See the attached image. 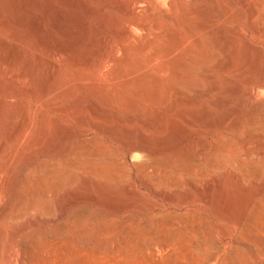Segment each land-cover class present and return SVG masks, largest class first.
I'll return each instance as SVG.
<instances>
[{"label": "rangeland", "instance_id": "1", "mask_svg": "<svg viewBox=\"0 0 264 264\" xmlns=\"http://www.w3.org/2000/svg\"><path fill=\"white\" fill-rule=\"evenodd\" d=\"M262 1L251 0L259 7L252 17L241 0H143L134 12L125 9L134 0H0V264H231V258L237 264H264V227L255 226L254 237L241 233L242 217L264 184V133L248 127L246 118L255 101L264 103V90L257 86L264 81ZM87 5L100 8V22ZM134 20L147 28H137ZM58 23L68 29L66 37L53 31ZM87 33L101 38L102 54L115 50L120 55L112 61L116 66L109 61L99 69V43H87L88 57L78 51L75 73L73 57L54 51L59 41L58 46L74 50ZM188 34L196 41L187 40ZM174 39L186 41L185 62L195 68L191 93L208 91L211 74L217 76L218 90L185 101L176 56L167 57ZM144 40L150 46L141 63V57L133 63L138 55L126 62L119 47L135 48ZM225 46L233 55L232 68L225 66ZM148 53L159 58L146 67L140 84L136 80L129 87L126 74ZM120 57L124 61L118 64ZM52 62L69 68L68 89L42 99L56 73ZM236 84L234 104L255 92V101L242 106L239 133L227 124L218 126L233 106L220 108L215 102ZM136 97L141 104L132 107ZM34 98L29 129L17 140ZM97 107L109 116L96 115ZM149 123L161 132L146 129ZM215 135L234 144L238 159L249 167H262L260 178L243 180L233 165L203 174L199 167L194 174L175 171L194 156L202 163L203 148ZM141 144L150 150L146 157L130 152V145ZM98 154L102 162L93 170L69 165L85 156L90 165ZM173 175H178L175 181H163ZM7 209L13 215L8 222ZM210 238L220 245L207 249L211 261L194 248L207 246Z\"/></svg>", "mask_w": 264, "mask_h": 264}, {"label": "bare ground", "instance_id": "2", "mask_svg": "<svg viewBox=\"0 0 264 264\" xmlns=\"http://www.w3.org/2000/svg\"><path fill=\"white\" fill-rule=\"evenodd\" d=\"M141 1H143V0H134V3L131 5V6H126L125 7V9L127 10V11H130V12H134L135 11V4L136 3H138V2H141ZM262 2H264V1H262ZM241 3L243 4V5H245V6H248L249 7V9H250V13H251V15H252V17H253V15L255 14V13H257V11H256V9H258V8H256V6L254 5V4H252L251 3V0H241ZM263 4V3H262ZM87 7H88V9H89V11L91 12V13H93L94 14V16H95V18H96V20H97V23L98 22H100L102 19H103V15L100 13V8L98 9V8H94L93 6H91V5H87ZM261 9V8H260ZM264 13V12H263ZM264 15V14H263ZM97 23H96V27H97ZM133 25L134 26H136L137 28H142V29H146L147 28V26L146 25H144L143 23H141V22H139V21H137V20H134V22H133ZM56 31L57 33H59L58 34V36H61V38L62 37H66V36H63L64 34H65V32L68 30H66V28H65V26L62 24V23H58V24H56V25H54V28H53V31ZM56 34V33H55ZM85 34V33H84ZM88 34V35H87ZM86 35V37H85V35H84V37L82 38V39H80V40H78L76 43V46H74V50H73V48H72V50L70 51V50H67L66 48H71V47H67L66 46V48L64 47V46H62L61 44L58 46V43H60V41L58 42V43H56L57 44V46H55V47H53L54 48V51L55 52H57V53H59V54H70L72 57H73V59L75 60L73 63H75V65H74V73H75V71L77 70V63H76V61H77V54H78V51H82V53L84 52V54L86 55V57H88L89 56V52H88V50L90 51V49H88V45H87V43L88 42H91V43H94V44H100L99 46L98 45H96V57H97V59H98V62H99V69L100 70H102L103 68H104V64L107 62H109V61H115L116 59H118V57L120 56H118V57H116V55H117V53L115 52V50H112L110 53H108V54H102V51H101V46L104 44V43H102L100 40H101V38L100 37H98V35H91V34H89V33H87ZM173 35V34H172ZM194 35H192V34H188V37H187V40H191V39H194V41H196V39H195V37H193ZM79 37V36H78ZM49 38V37H48ZM174 38V36H171V39H173ZM41 39H42V41L44 42V43H47V44H49V41H48V39H47V37H46V35H44V34H42L41 35ZM59 39V38H58ZM50 40V39H49ZM60 40V39H59ZM74 40H77V39H74ZM51 41V40H50ZM174 41H175V44H172V45H174L173 46V48H172V46H171V50L169 51V52H167L168 53V55H167V57L169 56V55H173V54H175V56H176V60H177V65L179 66V69H177V70H179V73L182 75V77H183V79H184V84H183V89L184 90H186V92L185 93H187V96H185V101L187 102V103H191V102H193V101H195V100H199L200 99V97H201V95H208V94H210L211 92H215L216 90H218V88H219V86H218V83H217V81H216V79H217V76H215V75H213V74H211L210 75V77L211 78H213V80H212V83H211V85H210V87H209V89H208V91H205V92H200V94H192L193 92H192V83L189 81L190 79H191V73H192V69H195V68H193L192 66H187V64H186V62H185V55H184V52H183V50H184V48H185V43H186V41L185 40H181V39H179V40H177V39H174ZM173 41V42H174ZM101 42V43H100ZM141 42H143L142 44H140V45H137L138 47H135V48H133V47H131V46H128V45H125V46H122V47H119L120 49H121V51L123 52V56H124V60L126 61V62H133L132 60V57L133 56H135V55H138V58H136V62L134 61L133 63H135V64H137V60H139V58H140V63H141V59H144V58H142L144 55L146 56V54H147V51H148V49H149V41H146L145 42V40L144 41H141ZM172 42V41H171ZM61 43H63V42H61ZM75 44V43H74ZM89 45H91L90 43H89ZM105 45V44H104ZM130 45V44H129ZM171 45V44H170ZM169 45V46H170ZM53 46H54V44H53ZM169 46H168V49H170L169 48ZM89 47H91V46H89ZM52 48V49H53ZM119 49V50H120ZM222 51H223V55H226V57H228V61L226 62V68H232L233 67V55H231V53H229L230 51H229V49H228V47L227 46H225V47H222ZM165 51V50H164ZM166 52V51H165ZM81 53V54H82ZM163 53V52H162ZM167 53H165V54H167ZM83 54V55H84ZM164 54V53H163ZM122 55V54H121ZM157 55H159V54H157V53H152V54H149L148 53V56H147V58L145 57V60H143L144 61V63L143 64H140V63H138V65H135V66H133L132 64V66L133 67H131V69H130V71H129V73H127L126 75V77L128 78V84H130V86L129 87H133L134 86V84H135V82H137L136 80H138V83L140 84V82L142 81L141 80V74L147 69L146 67L148 66V65H151V64H153L154 63V61L157 59V58H159V57H157ZM185 56V57H184ZM135 57H137V56H135ZM167 57H165V58H167ZM170 57V56H169ZM208 57V56H207ZM164 58V57H163ZM204 58V57H203ZM206 58V57H205ZM212 58V57H211ZM120 60H119V62L120 61H124V60H121V59H123V57L121 58H119ZM204 60V59H203ZM209 60H210V58H209ZM212 60V59H211ZM168 61V60H167ZM199 61V60H198ZM205 61H208V60H205ZM205 61H203V65H204V62ZM213 61V60H212ZM218 61V60H217ZM216 61V62H217ZM211 62V61H210ZM214 62H215V60H214ZM113 63V62H112ZM201 63V62H200ZM219 63V62H218ZM114 65H115V63H113ZM117 64V63H116ZM118 64H121V62L120 63H118ZM197 64V63H196ZM202 64V63H201ZM205 64H206V62H205ZM220 64H221V62H220ZM223 64V63H222ZM221 64V65H222ZM52 65L56 68V73L52 76V77H50L51 79H50V82H49V84H48V86H46L44 89H43V91H42V94H41V98L42 99H47V98H49V97H56L57 95H58V93L59 92H61V90H63L64 88L65 89H68V84H67V82L65 81V77H66V75H67V71H68V69L69 68H66V67H64V66H62V65H58L57 63L55 64V63H53L52 62ZM111 64H109V66H110ZM195 65V63L193 64V66ZM207 65V64H206ZM223 65V66H224ZM39 66V65H38ZM107 67H108V65H106ZM106 66H105V68H106ZM116 66V65H115ZM121 66H123V65H121ZM196 66V65H195ZM32 66H31V64L29 65V68H31ZM37 66H35V68H36ZM39 67H41V66H39ZM118 67V66H117ZM116 67V68H117ZM128 67V66H127ZM149 67V66H148ZM35 68L33 69L32 68V70H33V72H34V70H35ZM71 68V67H70ZM176 68V67H175ZM174 68V69H175ZM222 68V67H221ZM225 68V67H224ZM235 69H236V67H234ZM37 69V68H36ZM128 69V68H127ZM27 70V69H26ZM72 70V69H71ZM104 70V69H103ZM118 70V69H117ZM126 70V69H125ZM204 70V69H203ZM206 70V69H205ZM36 71V70H35ZM38 71V70H37ZM70 71V70H69ZM68 71V72H69ZM72 71V72H73ZM118 71H120V70H118ZM117 71V72H118ZM38 72H40V69H39V71ZM128 72V71H127ZM173 72H174V70H173ZM177 72V71H176ZM77 73V72H76ZM70 74V73H69ZM78 74V73H77ZM122 74V73H121ZM176 74V73H175ZM178 74V73H177ZM71 75V74H70ZM74 76V75H73ZM121 76V75H120ZM124 76V75H123ZM123 76H121V77H123ZM121 77H120V79H121ZM76 78V77H75ZM116 79H118V78H116ZM119 79V80H120ZM182 79V78H181ZM122 80V79H121ZM77 82H79V83H81V79L80 78H78L77 77V80H76ZM118 81V80H117ZM126 81V82H127ZM120 82V81H119ZM119 82H117L118 84H119ZM124 82V81H123ZM125 82V83H126ZM124 83V84H125ZM123 84V85H124ZM128 84H125L126 86L128 85ZM139 84H137V85H139ZM109 85H111V84H109ZM108 85V86H109ZM104 86H106V85H104ZM119 86V85H118ZM257 86L258 87H260V88H263V90H264V81H259L258 83H257ZM121 87H123L122 85H121ZM137 87V86H136ZM124 88H126V89H128L127 87H124ZM124 88H122V89H124ZM254 88V87H253ZM110 89V88H109ZM118 90H120L119 88H117ZM252 89V88H251ZM250 89V90H251ZM228 90H229V92H230V94H228V96H219L218 98H216L215 99V102H216V105L218 106V107H222V105L224 106V105H227V107H228V105H232L233 107H232V109H230L231 111H229L225 116H223V117H221L219 120H218V124H220V125H218V126H221V125H224V124H227V125H229V131H232V132H240V130L243 128V120H242V115H241V109H242V106L243 105H245V103H247V102H250V101H255V100H252L253 99V97H254V89L253 90H249L250 92H249V94H246V95H244L242 98H241V102L239 103V104H234V101H235V98H236V96H238V94H239V85L238 84H236L234 87H229L228 88ZM263 90H262V93H263ZM125 91V90H124ZM107 92H108V90H107ZM192 92V93H191ZM185 93H184V95H185ZM110 95V94H109ZM109 95L108 94H106V96L107 97H109ZM261 95H264V94H261ZM117 96V95H116ZM136 96V95H135ZM139 95H137V97H138ZM241 96V95H240ZM256 96H258V95H256ZM112 97H114L113 95H112ZM118 97V96H117ZM120 97V96H119ZM136 97V98H137ZM113 99V98H112ZM115 99V98H114ZM117 99V98H116ZM115 99V100H116ZM119 99V98H118ZM37 100V98H34L33 100H32V102L29 104V106H28V108H27V111H26V115H25V117H24V119H23V121H22V124L19 126V128H18V131L16 132V134H15V138L18 140V139H21L25 134H26V132L28 131V129H29V126H30V120H31V112H32V110H33V108H34V103H35V101ZM121 100H123V99H121ZM129 100V99H128ZM236 100H237V98H236ZM119 101V100H118ZM123 101H125V100H123ZM130 101V100H129ZM128 101V102H129ZM261 101V100H260ZM259 101V102H260ZM120 102V101H119ZM256 103L258 102V100L257 101H255ZM255 102L253 103V106H251L252 107V109H250V112H249V114H248V117H246L247 118V122H248V124L250 125V126H248V127H253V128H255V129H257V130H260L262 133H264V103H259V104H255ZM112 103V102H111ZM116 104H117V102H115ZM114 103V104H115ZM127 103V102H126ZM108 104H109V102H108ZM129 104H131L132 105V107H136V106H139L141 103H140V101H139V99L137 98V99H132L131 101H130V103ZM234 104V105H233ZM255 104V105H254ZM121 105H123V103L121 104ZM130 105V106H131ZM118 107H119V105H117ZM225 107V106H224ZM246 107H248V105L246 106ZM245 107V108H246ZM229 108H231V106L229 107ZM228 108V109H229ZM244 108V109H245ZM104 109V108H103ZM102 108L100 109V108H94V112H95V114L97 115H100V114H105L106 115V117H108L109 115L108 114H106L107 112L105 111L106 109H104L103 110ZM249 109H246V110H249ZM245 111V110H244ZM244 111H243V113H244ZM203 113L204 114H206L207 112L204 110L203 111ZM246 113H248L247 111H246ZM102 115V116H103ZM108 115V116H107ZM101 116V115H100ZM101 116V117H102ZM245 116V115H244ZM104 118H105V116H104ZM106 119V118H105ZM108 120V119H107ZM217 122V121H216ZM151 128H156L155 130H157L158 132H161L160 130H158L157 128V125H156V123H149V124H147V126H146V129H151ZM146 129L143 131V135L145 136V134H146V132L148 131H146ZM245 129V128H244ZM243 130V129H242ZM238 135V134H237ZM259 135V134H258ZM257 135V136H258ZM260 136V135H259ZM220 136H218V135H215L214 137H213V144L212 145H208V146H206V147H204L203 148V153H204V161L201 163L200 162V160L196 157V156H194V157H191L189 160H186V161H183L180 165L178 164V169L177 170H175V171H177V173H178V171L179 172H184V171H186V172H188V173H190V174H194V171H195V169L197 168V167H199L200 169L199 170H202V171H199V172H202V174H203V171L204 172H207V171H214V170H218V169H224V167L226 166V165H233V166H235L236 168H237V170L239 171V174H240V177L243 179V180H245V179H249V178H251V177H253V178H255V179H258V178H260L259 176L260 175H262L261 174V168L262 167H257V166H255V167H249L244 161H246V160H241V159H238V152L235 150V149H233V145L234 144H231V142H228V141H222V140H220V138H219ZM221 138L223 139V137L221 136ZM227 139V138H226ZM229 139V138H228ZM227 139V140H228ZM229 141H231V140H229ZM235 148H237V149H239L238 147H235ZM129 149H130V152H132V153H134V152H138L139 154H140V156H142V157H146L148 154H149V152H150V150H149V148L145 145V144H141V145H130V147H129ZM3 150H4V148H3ZM172 150V147H170V148H168L167 149V151H171ZM47 151V150H46ZM239 151V150H238ZM250 154V153H249ZM60 159V161L62 160V161H66L67 159H66V156L65 157H63V156H60L59 157ZM102 161H101V157H100V155L98 154V155H96L91 161H90V165H88V159H87V157L85 156L84 158H82V159H79V160H77V159H72V160H70L69 161V165H70V167H71V169H73V170H78V169H85V168H88V169H90V170H93V169H95L100 163H101ZM232 166V167H233ZM229 167V166H228ZM164 168H165V170L167 169V170H169V168H170V164L169 163H166V164H164ZM176 169V168H175ZM236 170V171H237ZM263 170V169H262ZM54 172H55V170H53ZM170 172V171H169ZM168 172V173H169ZM173 171L171 170V172L169 173V174H171ZM176 172H175V174H177ZM235 173H237V172H235ZM179 174V173H178ZM205 174V173H204ZM238 174V173H237ZM238 174V175H239ZM199 175V174H198ZM206 175V174H205ZM174 177H172L171 176V178L170 179H168V178H164L165 180H163V179H161L162 177H157L156 178V180L157 181H168V180H170L171 182L172 181H175L177 178H178V175L177 176H175V175H173ZM194 176H196V175H194ZM193 177V176H192ZM197 177V176H196ZM196 180V179H195ZM162 181V182H163ZM259 181V180H258ZM251 192V191H250ZM0 194H1V190H0ZM249 194V193H248ZM250 198H251V196H250ZM249 197H248V199H250ZM204 199L205 200H209V196H204ZM207 201H205V202H207ZM19 212V210L17 211V213ZM3 215L5 216V218H6V220H7V222L8 221H10L12 218H13V215L11 214V212L7 209V210H5L4 211V213H3ZM257 225H260V226H262V227H264L263 225H264V184L261 186V188H259L258 190H257V192L255 193V196H254V198H253V200L251 201V203L249 204V206H248V209H247V211H246V213L244 214V216L242 217V220H241V233L243 232L245 235H247L246 236V238L248 237V236H250V237H254L255 236V233H254V231H256L254 228H255V226H257ZM260 230V229H259ZM257 231H258V229H257ZM261 231V230H260ZM263 231V230H262ZM243 233H242V235H243ZM260 234V233H259ZM244 235V236H245ZM249 238V237H248ZM252 239V238H251ZM256 241V240H255ZM208 242L209 243H207L208 245L206 246V243L205 244H202V245H200V244H197L194 248L196 249V251L197 252H200V253H202L203 254V256H204V258L205 259H209L210 261H211V257H212V254L211 253H209L208 252V248H214V249H216V248H218V250H219V243L217 242V240H214V239H212V238H210L209 240H208ZM253 242V241H252ZM264 244V243H263ZM262 245V244H261ZM222 247V246H221ZM220 247V248H221ZM238 250H240L239 248H237ZM235 250V249H234ZM236 251V250H235ZM242 250H240V252H241ZM258 251V250H257ZM211 252V251H210ZM216 252V251H215ZM214 252V253H215ZM220 252V251H219ZM239 252V251H238ZM226 255H228V254H226ZM229 256V255H228ZM231 256H233V255H231ZM214 257V256H213ZM222 257H224V256H222ZM225 257H227V256H225ZM224 257V258H225ZM228 258V257H227ZM230 258V257H229ZM222 259V258H221ZM213 260V259H212ZM222 260H224V259H222ZM208 261V260H207ZM228 261L229 262H231V264H237L236 262H235V260L233 259V258H231V261L228 259ZM221 263H223V262H221ZM225 263V262H224ZM228 263V262H227ZM226 263V264H227Z\"/></svg>", "mask_w": 264, "mask_h": 264}, {"label": "clouds", "instance_id": "3", "mask_svg": "<svg viewBox=\"0 0 264 264\" xmlns=\"http://www.w3.org/2000/svg\"><path fill=\"white\" fill-rule=\"evenodd\" d=\"M165 2H166V0H165Z\"/></svg>", "mask_w": 264, "mask_h": 264}]
</instances>
